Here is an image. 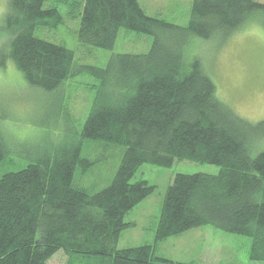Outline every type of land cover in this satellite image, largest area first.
I'll use <instances>...</instances> for the list:
<instances>
[{"label":"trees","instance_id":"16d2710c","mask_svg":"<svg viewBox=\"0 0 264 264\" xmlns=\"http://www.w3.org/2000/svg\"><path fill=\"white\" fill-rule=\"evenodd\" d=\"M44 2L9 0L8 50L0 64L8 58L42 90L58 89L79 72L98 83L79 140L0 175V264H47L59 250L65 264H153L156 243L208 224L249 236L251 259L264 261V150L250 153L253 139L264 136V119L239 116L216 96L201 59L184 56L190 36L224 34L254 18L264 26V3L192 0L189 21L179 26L146 15L138 0H55L69 5L70 16L80 10L83 44L111 48L120 27L152 35L148 51L117 53L100 67L74 63L72 50L35 34L63 21L58 7L44 8ZM83 138L124 146L111 182L94 193L74 181L77 164L90 165L80 156ZM4 154L0 143V161ZM175 158L220 170L176 173L154 243L117 247L120 232L132 225L125 214L154 190L144 179L131 182L137 168L169 166Z\"/></svg>","mask_w":264,"mask_h":264},{"label":"rangeland","instance_id":"374dc122","mask_svg":"<svg viewBox=\"0 0 264 264\" xmlns=\"http://www.w3.org/2000/svg\"><path fill=\"white\" fill-rule=\"evenodd\" d=\"M72 2L73 0H68ZM264 3V0H255ZM9 0H0V55L8 50V33L3 28ZM146 15L186 26L192 0H138ZM58 7L63 21L53 27L36 28L35 34L72 50L74 63L104 67L117 53H143L152 35L120 27L111 48L83 44L78 39L80 10L67 14L69 5L45 0L43 7ZM187 60L199 57L216 86V96L239 116L255 123L264 119V26L254 18L224 34L209 38L190 36L184 47ZM0 64V143L5 154L0 175L15 171L51 153L63 144L80 138L83 123L92 106L98 81L79 72L58 89L42 90L30 85L15 64L5 59ZM264 150V136L255 137L251 155ZM124 146L100 139H81L80 156L90 162L77 164L74 181L94 193L108 185L121 161ZM214 163L175 158L171 165L142 163L131 182L139 179L154 185V190L127 211L124 220L132 225L119 235L117 247L153 244L155 226L167 187L176 173L216 174ZM251 238L224 231L214 225H201L156 243L153 264H264L250 257ZM87 258V257H86ZM163 258L166 261L160 260ZM89 259V258H87ZM67 255L59 250L47 264H65ZM78 264H90L86 263Z\"/></svg>","mask_w":264,"mask_h":264}]
</instances>
